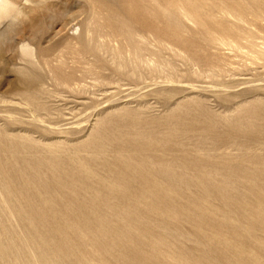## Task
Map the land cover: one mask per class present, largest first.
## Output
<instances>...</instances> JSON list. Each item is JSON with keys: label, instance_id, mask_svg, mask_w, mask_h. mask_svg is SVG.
<instances>
[{"label": "rangeland", "instance_id": "374dc122", "mask_svg": "<svg viewBox=\"0 0 264 264\" xmlns=\"http://www.w3.org/2000/svg\"><path fill=\"white\" fill-rule=\"evenodd\" d=\"M0 264H264V0H0Z\"/></svg>", "mask_w": 264, "mask_h": 264}, {"label": "bare ground", "instance_id": "6f19581e", "mask_svg": "<svg viewBox=\"0 0 264 264\" xmlns=\"http://www.w3.org/2000/svg\"><path fill=\"white\" fill-rule=\"evenodd\" d=\"M88 30V29H87Z\"/></svg>", "mask_w": 264, "mask_h": 264}]
</instances>
